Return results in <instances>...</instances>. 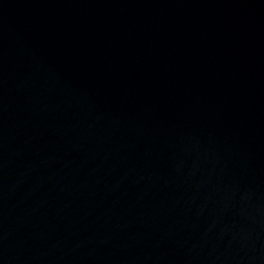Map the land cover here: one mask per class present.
Returning <instances> with one entry per match:
<instances>
[{
    "label": "water",
    "instance_id": "water-1",
    "mask_svg": "<svg viewBox=\"0 0 264 264\" xmlns=\"http://www.w3.org/2000/svg\"><path fill=\"white\" fill-rule=\"evenodd\" d=\"M0 264H264V0H0Z\"/></svg>",
    "mask_w": 264,
    "mask_h": 264
}]
</instances>
